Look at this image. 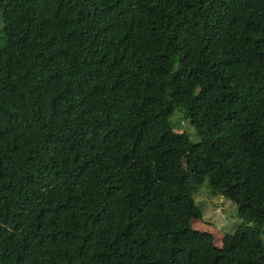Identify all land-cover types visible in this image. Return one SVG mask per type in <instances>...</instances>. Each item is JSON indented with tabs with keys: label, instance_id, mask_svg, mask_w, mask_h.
Masks as SVG:
<instances>
[{
	"label": "trees",
	"instance_id": "1",
	"mask_svg": "<svg viewBox=\"0 0 264 264\" xmlns=\"http://www.w3.org/2000/svg\"><path fill=\"white\" fill-rule=\"evenodd\" d=\"M0 19V264H264V0ZM204 180L240 218L219 244L191 223Z\"/></svg>",
	"mask_w": 264,
	"mask_h": 264
},
{
	"label": "rangeland",
	"instance_id": "2",
	"mask_svg": "<svg viewBox=\"0 0 264 264\" xmlns=\"http://www.w3.org/2000/svg\"><path fill=\"white\" fill-rule=\"evenodd\" d=\"M176 115L177 112L174 110L169 119H176ZM178 121L180 126L177 129L180 130L184 126L189 139L196 141L198 134L193 128L182 118L178 119ZM192 197L196 205L200 208L201 215L198 218L192 219L191 223L198 229L209 231L212 234L214 243L219 244L221 236L225 232L232 231L240 221V218L236 215L234 202L221 194L211 192L205 180L193 191Z\"/></svg>",
	"mask_w": 264,
	"mask_h": 264
}]
</instances>
